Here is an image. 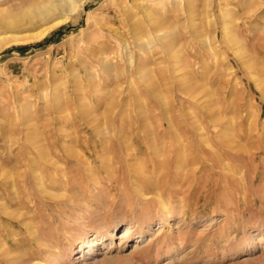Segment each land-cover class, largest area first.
<instances>
[{"label": "rangeland", "instance_id": "374dc122", "mask_svg": "<svg viewBox=\"0 0 264 264\" xmlns=\"http://www.w3.org/2000/svg\"><path fill=\"white\" fill-rule=\"evenodd\" d=\"M0 118V264H264V0H86L0 50Z\"/></svg>", "mask_w": 264, "mask_h": 264}, {"label": "bare ground", "instance_id": "6f19581e", "mask_svg": "<svg viewBox=\"0 0 264 264\" xmlns=\"http://www.w3.org/2000/svg\"><path fill=\"white\" fill-rule=\"evenodd\" d=\"M2 1V0H1ZM0 1V2H1ZM4 1V2H3ZM2 3L4 4H8V6H17V5H22L26 2V0H3ZM40 1V0H39ZM86 0H47L44 2H40L36 5L33 4H28V5H23L24 7H22V9L19 11L17 10L18 13H10L8 9H4L0 7V50L3 49L5 46L11 45V44H23V43H28L31 41H37L40 40L42 38V36H44L49 30H52L53 28H55L62 20H65L67 17H69L71 14H73L74 12H81L83 10V6L85 4ZM1 4V3H0ZM120 4V3H119ZM11 8V7H10ZM14 8V7H13ZM61 13L62 17L64 16V19H59L58 21L54 22V23H50L47 26L41 28L38 31H33V32H28V33H20V31H23L25 29H28L32 26H34L35 24H38L39 22H43V21H48L51 18H55V15ZM94 14V13H93ZM94 19H96V15H91ZM61 18V17H60ZM98 18V17H97ZM90 16L88 21L90 20ZM102 19V18H101ZM101 19H98L99 22ZM222 19V18H221ZM103 20V19H102ZM91 22V20H90ZM98 22V21H97ZM104 22V21H103ZM106 22V21H105ZM39 23V24H40ZM49 23V22H48ZM100 24V23H99ZM43 25V24H42ZM95 25V24H94ZM36 26V25H35ZM132 28V27H131ZM34 29V28H33ZM227 31V30H226ZM232 31V30H230ZM224 35H225V30L223 31ZM92 33V32H91ZM99 34V33H98ZM102 36V35H101ZM87 37V36H86ZM227 37V36H226ZM122 38V37H121ZM224 38V37H223ZM210 40V39H209ZM137 41V40H136ZM232 41V40H231ZM140 42V41H139ZM238 42V40H237ZM32 44V43H31ZM135 44V43H134ZM139 49H144L142 48L141 44H138V46H136ZM135 47V48H136ZM146 54H144V57ZM172 56V55H171ZM240 58V57H239ZM140 59V58H139ZM129 62L130 64L133 63V59L132 56H129ZM139 61V60H138ZM189 61V60H188ZM127 69V68H126ZM249 73V71H248ZM119 82V81H118ZM258 83V82H257ZM73 84V83H72ZM28 85V84H27ZM132 85V84H131ZM188 87V86H187ZM257 87V86H256ZM61 88V87H60ZM14 90V89H13ZM187 90V89H185ZM182 91V90H180ZM183 92V91H182ZM187 93V92H186ZM190 93V92H188ZM15 94V93H14ZM192 94V93H191ZM191 96V95H189ZM3 97V95H2ZM56 97V96H55ZM19 99V98H18ZM197 99V98H196ZM55 111V109H53ZM4 111V110H3ZM111 115V114H110ZM216 119L213 118V116H210L211 120H214L215 123H217L220 119H217V116L215 117ZM1 119V118H0ZM5 119V118H4ZM168 119V118H167ZM55 120V119H54ZM170 121V119H168ZM5 121V120H4ZM171 124V123H170ZM170 126V125H169ZM215 126V125H214ZM169 129V128H168ZM159 131V130H158ZM168 132V131H167ZM170 133H174V132H169ZM176 133V134H175ZM173 137L170 138V142L171 139L174 140L172 141L173 143H171L170 146V152L174 153V156L172 158H174V163L181 165L185 159H186V155L187 154H191L193 153V151L197 150V148H199V142L195 143V146H193L191 144V142H189L188 145L184 146V147H180V141H193V137L197 140L202 139L204 141H207V137L209 136V134L205 135L202 132H197V134H187V135H182V134H177L178 132H175ZM148 135V134H147ZM178 135V136H175ZM198 135V136H197ZM228 133L225 132H219V131H214L211 132V136L215 141H218L220 144L225 145L226 142L231 141L230 138L228 137ZM134 136V135H132ZM136 136V135H135ZM143 136V135H142ZM160 136V135H159ZM168 136V135H166ZM144 139H147V137L143 136ZM154 137V136H152ZM175 137V138H174ZM140 139V138H139ZM150 139V138H149ZM152 139V138H151ZM151 139L149 140V143L151 141ZM158 139V138H157ZM153 140V139H152ZM165 142H166V138H164ZM147 141V140H145ZM169 141V140H168ZM167 141V142H168ZM233 141V139H232ZM231 141V142H232ZM175 142V143H174ZM155 143V142H154ZM167 143H165L166 145ZM206 144H209L208 142H206ZM197 146V147H196ZM128 147V146H127ZM196 147V149H195ZM132 149V148H131ZM137 149V148H136ZM165 150V149H164ZM245 149H236L233 148V154L232 157H238L241 158L242 160H244L245 163ZM9 151V149H8ZM137 151V150H136ZM135 151V152H136ZM146 152V151H144ZM164 153V152H163ZM255 154V152H253ZM9 154V152H8ZM147 154V152H146ZM227 159H230V156H228V154H226ZM166 157V156H165ZM185 157V158H184ZM6 158V157H5ZM168 161H170L169 156L166 157ZM194 158H196L195 160H199V156L198 155H194ZM205 158V157H204ZM249 158V157H248ZM248 160H246L247 162ZM6 162V160H5ZM193 162V161H192ZM249 162V161H248ZM165 163V162H162ZM240 163V162H239ZM171 164V163H169ZM4 165V164H3ZM166 164H162V166H164ZM241 165V164H240ZM1 166V165H0ZM239 166V165H238ZM3 167V166H1ZM180 167V166H179ZM241 167V166H240ZM136 168V167H135ZM2 169V170H1ZM178 166H177V171H178ZM0 198H6L9 199L10 197H8V195L12 194L11 190L13 189V187L16 185V180L18 181V183L21 186H24L27 182L26 181V175L25 173L22 172H18V173H13V172H8L3 168H0ZM196 172V171H195ZM32 177H35L34 173H32ZM37 180V179H36ZM157 181L154 180H150L148 182V184H144L145 187L150 188L152 187L155 191L156 189L158 190L159 188H157ZM214 185V184H213ZM216 186V185H215ZM214 187V186H213ZM217 187V186H216ZM11 188V189H10ZM146 188V189H147ZM213 189V188H212ZM209 190V189H208ZM161 191V190H158ZM15 193V192H14ZM192 193V192H191ZM4 194V197H2ZM2 195V196H1ZM14 195V194H13ZM8 197V198H7ZM4 201V200H1ZM0 201V203H1ZM3 208V207H2ZM0 209V217L4 216V215H8L9 213L7 211H5V209ZM163 211L166 210L165 207H162ZM190 211V210H189ZM150 214V213H149ZM29 224V223H28ZM27 224V225H28ZM30 226V225H29ZM32 226V225H31ZM133 226V225H132ZM130 227V226H129ZM138 227V226H137ZM26 230V229H24ZM33 231V230H32ZM34 233V232H33ZM169 235V234H168ZM173 238L175 237H171L170 235L167 237H163V238H159L157 240H155L153 242L150 243V245L155 246V249L157 250V252H159L164 246H169L170 244H172L171 242H173ZM143 246V245H142ZM81 247V246H80ZM137 248V247H136ZM78 250H81L78 249ZM92 248L89 247L88 251H91ZM134 250V249H133ZM137 250V249H136ZM140 251V250H139ZM138 251V252H139ZM147 251V250H146ZM144 252V251H143ZM87 253V251H86ZM91 253V252H90ZM89 253V254H90ZM132 253H136L135 251ZM42 263V262H41ZM40 264V263H37Z\"/></svg>", "mask_w": 264, "mask_h": 264}]
</instances>
